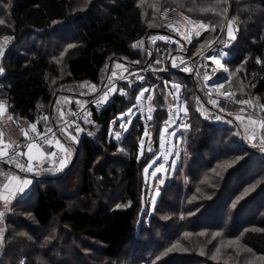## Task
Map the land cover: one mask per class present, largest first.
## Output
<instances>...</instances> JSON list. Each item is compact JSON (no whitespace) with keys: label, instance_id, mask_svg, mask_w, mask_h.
Masks as SVG:
<instances>
[{"label":"trees","instance_id":"1","mask_svg":"<svg viewBox=\"0 0 264 264\" xmlns=\"http://www.w3.org/2000/svg\"><path fill=\"white\" fill-rule=\"evenodd\" d=\"M0 1V21L3 26L0 29L5 30L7 26L13 35V43H20L21 46L17 50L13 44L6 45L7 52L0 60V68L4 70L0 74V97L9 103L12 114L29 122L26 123L27 127L32 123L40 128L58 123L55 107L60 97L81 96L88 101L102 91L118 59L124 60L132 69L146 64H150L153 69L143 83L117 85V91L110 95L107 106L100 111H93L91 136L73 131L80 135L83 148L81 158L76 157L70 167L51 178H43L44 183H36L33 189L36 199L32 204L22 201V198L13 203V208L16 206L17 209L30 211L36 224L26 223L25 227L28 226L32 231H42L41 227L54 222L52 235L42 232L52 238L46 240V250L63 247L64 240L54 235L63 230L78 238L82 236L89 244L98 247L106 259L112 260L118 258L126 244L137 236L147 205V202L143 203L146 189L144 170L154 157L150 155V148L152 144L156 145L154 141L158 143L163 118L168 114L164 107L166 98L163 87L166 82L176 80L180 85L185 83L186 88L181 89L185 102L190 98L187 102L189 113L185 129L188 139L181 144L192 141L205 167L211 168L219 159L237 161L241 154L238 153L240 148L234 149L227 140L234 133L236 139L232 144L245 146L247 155L252 160H259L255 175L259 176L264 186V153L251 145L252 141L244 136L234 118V109H239L241 99L250 98L255 106L250 112L257 115V126L264 129L260 127L258 118L264 116L263 28L255 18L240 16L238 23H241V28L231 46L227 47L228 55L224 59L231 69V76L226 84L231 93L222 111L220 105L212 103L215 100L203 89L197 75L172 70L169 56H173L174 52H166L169 56L166 54V60L162 62L161 55L165 52L166 44L161 41L154 43L151 38L156 33L170 32L165 13L162 12L163 6L157 10V15L153 17L154 24L151 25L145 16L148 2L141 5V0ZM220 1L224 3L225 0ZM258 1L264 7V0ZM202 3L208 7L199 15L202 20L209 25L215 22L214 18L219 20L215 30L210 25L208 30L202 32L197 43L187 49L189 53L195 52V45L211 44L216 39H220L219 45L226 43L225 23L221 26L222 17L219 12H215L216 0H203ZM150 31V37L147 38ZM55 37L58 44L51 48L49 44ZM89 83L95 84L91 93L88 92ZM143 88H149L147 94L152 89L157 91L154 103L158 108L153 121L147 125L139 113L125 131L120 126L123 122L118 116L133 103ZM64 102L69 113L82 104L70 100ZM45 117L48 119L45 120ZM146 127L149 134L144 136ZM63 133L67 136L72 134L71 131ZM62 137L65 138L63 134ZM141 138L144 141L142 149ZM243 160L250 162L246 157ZM2 164L3 170H19L6 162ZM243 167L244 163L235 166L220 183L227 185L225 188L231 186L233 182L230 181L234 179L227 183L229 174L231 176L236 172L234 175L239 177L247 172V168ZM213 175L218 177V174ZM209 188L215 190L214 197L220 195V189ZM110 199L115 200V203H109ZM211 200L208 199L207 203ZM92 206L96 210L92 208L91 211L89 207ZM195 211H192V216L198 214H194ZM153 213H149L145 222L150 221ZM17 221L18 214L14 213L5 222V250L0 255V264H35V259L28 254L32 251V241H24L18 233H14L16 230L13 225ZM255 221L259 228L247 229L242 236L243 244L257 254H264V216L260 215ZM201 256L202 259L207 258L205 254ZM85 261L92 260L82 259V262L87 263Z\"/></svg>","mask_w":264,"mask_h":264},{"label":"rangeland","instance_id":"2","mask_svg":"<svg viewBox=\"0 0 264 264\" xmlns=\"http://www.w3.org/2000/svg\"><path fill=\"white\" fill-rule=\"evenodd\" d=\"M202 1L141 0L140 4L145 5L148 2L145 8V16L147 22L151 25L154 24L153 17L157 15V10L161 6H163L162 12L165 15L171 11L177 13L167 20L174 21L170 26L178 24L182 27L183 40L181 44L176 45L177 50L187 52L195 63H198L203 56L205 82H202V84L208 88L209 94L215 102L219 103L223 111L230 100L229 94L231 91L226 83L230 80L231 69H229V65L224 59L228 54L221 56L218 52L220 39H216L215 42L207 45H195L194 47L197 48L194 49L195 52L193 53H189L187 50L197 43L202 32L208 30L210 25L211 29H215L219 20V18H214L213 21L215 22H211L210 25L202 20L199 16L200 13L208 9ZM1 2L0 8L2 7ZM215 5V12H219V16L223 20L221 26L225 23V42L236 37L237 31L241 28V23H238L240 16L245 15L247 19L248 17L255 18L258 25L263 28L262 38L264 41V7L258 0H225L224 3L216 0ZM220 6L221 9H218ZM201 9L203 10L201 11ZM195 10L197 11L194 12ZM229 23H231L232 37L228 35ZM201 24L204 27H201ZM0 27H3L1 21ZM12 39L13 35L7 29V26L5 30L0 29V47L4 49L3 56L8 49L6 45L13 44L17 50L21 48L20 43H13ZM52 41L49 45L54 48L58 44L57 37L53 38ZM3 56H0V60ZM213 58L219 59L221 63L219 65L214 63ZM117 61L119 63L124 60L118 59ZM3 72L4 70L0 74H3ZM227 79L228 81L223 83ZM173 85H178V87H173ZM218 85L223 86L217 87ZM114 88L117 91L118 86ZM94 89L95 84L89 83L88 92L91 93ZM144 89L148 90L149 88L141 89L133 103L118 116L119 118L123 115L122 122L126 128L130 127L133 118L139 113L142 114L147 125H150L153 121V115L158 108L154 103L157 91L152 89L149 94L144 92V97L138 101L137 97ZM181 89L182 85L176 80L166 82L165 87H163L166 98L164 107L167 109L168 114L163 118L158 143L154 141L156 145L152 144L150 148V155L154 157L151 158L152 160L146 167L147 172L144 170L146 189L143 194V203L147 202L146 209H144L146 213L142 215L139 233L134 240L126 244L118 258L106 259L98 247L89 244V241H86L82 236L78 238L73 233L63 230L54 233L55 236L64 240L62 241L63 247L48 251L46 250V240L51 237L42 232H48L52 235L54 222L41 227L42 231L38 229H36L38 232L32 231L28 226L25 227L26 223L36 224L30 216V211L17 209L16 206L13 208V203L21 197L22 201L32 204L36 199V193L33 191L36 183H44L43 178H51V176L70 167L76 157H82L83 148L79 140L80 135L74 132L72 135H64L65 138L61 137L58 140L63 148L57 143L54 144L53 148H50L47 142H31L37 146L30 153L26 148L20 156L21 162L25 166L23 171L13 168L3 170L4 165L0 163V166H2L0 171L1 169L2 172L5 171V175L0 172V190H2V193L4 191L8 192V189L3 187L5 183H8L9 187L11 186V180L7 179L10 175L21 176V173H23L34 174L37 177L25 186L23 193L18 191L15 195L8 197L6 194H0V196H6L11 201L6 210L4 208L5 201L0 200V212L5 213L4 217L0 218V255L5 250V222L9 215L17 213L18 223L15 222L16 225H13L14 230H16L14 233H18L24 241H32V251L28 254L35 259V264H264V254L255 253L248 245L243 244L242 238L247 229L259 228L255 219L260 215L261 217L264 216V186L261 184L259 176L255 175V166L259 160H252L247 155L245 146L232 144V141L236 139L234 133H232L227 140L234 149L235 147L240 148L238 153L241 152V154H239L237 161H234V159H219L213 167L206 168L199 152L196 154V148H193L191 144L192 141L181 144L182 141L188 139V132L185 130L186 127H178L177 117L182 110L187 111L188 116L189 107L187 102L190 100L189 95L187 102L181 100ZM221 91H224V93ZM148 97H151V99ZM109 98L110 96H107V101H109ZM59 100L61 104H59ZM59 100L55 107V114H57L59 122L64 121L66 115L69 114L68 106H66L64 100L87 102V99L81 96H65L60 97ZM244 106L246 105L241 103L238 110L234 109L235 124L241 129L245 137H249L252 141L251 145L258 147L264 153V129L259 128L257 123L250 122L248 117L256 121L257 115L248 111L249 109ZM242 108L244 111H241ZM129 109H131L130 113ZM61 112L64 113L63 119H61ZM148 116L152 117L151 121ZM237 116H241L243 119L237 120ZM26 123H29L26 119L10 112L9 103L2 98L0 102V138L6 151L9 152L11 143L18 139L27 138L25 132L29 134L31 127H27ZM169 133H174V135H169ZM72 136H75V140L72 139ZM251 137H254V139ZM150 142H152L151 139ZM57 151L60 152L59 156ZM48 153H55L56 155L50 156ZM29 157H31V171H27ZM245 157L246 160L250 159L248 160L250 162H245L243 160ZM243 163V168H247L248 173L243 172L239 177L234 175L236 172L231 176L230 173L227 183L231 179H234V181H230L233 184L225 188L227 185L220 183V181H223L224 175L232 171L235 166ZM160 165H164V168L153 176V171ZM213 174H218V177H214ZM245 176L247 177L243 180ZM158 177L159 179H157ZM168 179L172 180L169 181ZM176 185H178L177 189ZM209 187L220 189V195L214 197L216 192ZM13 188L14 186L11 187V191ZM157 188L158 192L156 191ZM206 199L212 200L207 203ZM217 199L219 200L216 204ZM110 202L115 203V200L110 199ZM220 205L224 207H220ZM89 208L91 211H93L92 208L96 210L94 206ZM193 210H196L194 214L198 213L196 216H192ZM152 211L154 213L150 221L145 222ZM40 233H42V236H39ZM200 250L205 252L207 258L202 259L201 255L204 254ZM192 255H196V257L193 258ZM82 259L92 261H85L87 263H84Z\"/></svg>","mask_w":264,"mask_h":264},{"label":"built area","instance_id":"3","mask_svg":"<svg viewBox=\"0 0 264 264\" xmlns=\"http://www.w3.org/2000/svg\"><path fill=\"white\" fill-rule=\"evenodd\" d=\"M174 15H176V12L171 11L169 14H167L165 16H166V19L168 20L171 17H173ZM168 27H169L170 32L160 35V36L165 37L166 39H164V40L158 39L156 41V42L161 41V42L166 44L165 52L161 55L162 62H164L166 60V54H167V57L169 56V54L166 52H170V51L174 52L173 56H169V59L172 60V64H173V59L175 58V63L178 66L177 67L172 66V70L182 72V73L195 74L198 76V78L202 84V82H205V79L203 77L204 76V68H205V65L203 62V56L198 63H195L193 58H191L187 52L179 50V49L178 50L175 49V46L178 44H181L182 40H183L182 39L183 38L182 27L178 24H174L172 26L169 25ZM232 42H233V40L229 39V40H227V42L225 44L218 46L219 47L218 52L221 56L228 52L227 47H230ZM185 67H187L189 69V71H184L183 69ZM152 71H153V69H152L150 64H146L145 66H140L138 68L132 69L128 65V63H126L125 61L119 62V63L117 61V64L114 66V69L111 73V76L107 80V84L102 91L97 93L95 96H93L87 102L78 105L77 108H75L69 114L66 115L64 121H61L59 123H55V124H53L49 127H45V128H40L38 125L35 124L36 125V132L34 133L32 130H30L27 138L18 139L14 143H11L9 145V154H11V152L14 149L17 152L22 153L26 149V145L28 143H31V142L44 143L45 141L43 140L42 136L38 137L35 141H33L31 139V137L36 135V133H42V134L47 135L48 140L51 141V145H54L56 143V141L62 137V134L65 135L63 132L71 131L73 134V131H76L75 129L77 127L80 129V131H77V132H79L81 135L91 136V135H89V133H91L90 125L94 123V117L92 115L93 111H95V110L100 111V110L104 109L108 104V101L106 98L103 101L100 100V97L103 95V93L105 91H108V89L110 87H115L120 83H143L146 80L148 74ZM140 77H142L143 79H140ZM227 81H228V79L225 80L223 83H225ZM181 85H182L183 89L186 88V87H184L185 83H182ZM202 86H203V89L208 92V88H206L203 84H202ZM221 92L224 93V91H221ZM111 94H112V92L108 91V96H110ZM180 94L184 98V101H185L184 91H181ZM1 100L2 99L0 97V102H1ZM242 101L250 102V103H242L243 105H246L244 107L248 108L249 111H253L255 109L254 102L252 100H250V98H244L240 102H242ZM218 105H219V103H218ZM239 105H241V103H239ZM86 118H87V121H90V122H86ZM258 118H259V124L261 125L260 122L264 121V116L263 117L259 116ZM65 122H68L69 126L66 127ZM177 122H178L179 128H185L187 126V111L182 110L180 115H178ZM48 129H51L52 131L48 132L47 131ZM61 129H63V131H61ZM0 147H3L1 138H0ZM59 153L60 152L57 151L58 156H59ZM20 156L21 155H18L15 158L16 163L21 164L20 163ZM7 160H8V157H4L3 159H0V163H4V161H7ZM16 163H8V164L13 165L14 167L20 169L19 167L16 166Z\"/></svg>","mask_w":264,"mask_h":264},{"label":"snow or ice","instance_id":"4","mask_svg":"<svg viewBox=\"0 0 264 264\" xmlns=\"http://www.w3.org/2000/svg\"><path fill=\"white\" fill-rule=\"evenodd\" d=\"M200 26H201V27H204L203 24H201ZM213 30H215V29H213ZM228 35H229V37H232L231 23H229V27H228ZM151 39H152V41L154 42L156 39L164 40V39H166V38L163 37V36H159V37H152ZM134 47H135V45H134ZM3 54H4V49H3L2 47H0V56H3ZM213 59H214V63H216V64H218V65L221 63V61H220L219 59H215V58H213ZM258 62H259V61H258ZM157 63H159V61H157ZM172 66H173V67H177V66H178V65L175 63V58L173 59V64H172ZM183 70H184V71H189V69H188L187 67H185ZM2 71H3V69L0 68V72H2ZM140 79H143V78L140 77ZM222 86H223V85H218L217 87H222ZM173 87H178V85H173ZM108 91L115 92L116 89H115L114 87H110V88L108 89ZM108 91H105V92L103 93V95L100 97V100H101V101H103L105 98H107V96H108ZM147 91H148L147 89L142 90L141 93H140V95L137 97V100L139 101L140 99H142V98L144 97V92H147ZM148 98L151 99V97H148ZM212 103L215 104V101H212ZM240 103H250V102L242 101V102H240ZM241 111H244V109L242 108ZM130 112H131V109H129V113H130ZM185 114H186V113H185ZM63 115H64V113L61 112V119H63ZM9 119H11V117H9ZM44 119L47 120L48 118L45 117ZM118 119L123 120V115H122L121 117H119ZM148 119L151 120L152 117H151V116H148ZM216 119H220V117H216ZM236 119H237V120H239V119H243V117H241V116H237ZM248 119L250 120L251 123H253V124L256 123V121L253 120L251 117H248ZM86 122H90V121H87V118H86ZM260 123H261V127L264 128V121H261ZM65 124H66V127L69 126L68 122H65ZM120 126H121V128H123L125 131L127 130V128L125 127V124H121ZM31 130H32L34 133L36 132V125H35V124H32V125H31ZM75 130H76V131H80V129H79L78 127H77ZM47 131H48V132H51L52 130H51V129H48ZM61 131H63V129H61ZM27 135H28V133L25 132V136H26V137H27ZM89 135H91V133H89ZM118 135H119V134H117V136H118ZM147 135H148V132H147V127H146V128H145V132H144V136H147ZM169 135H174V133H169ZM40 136L43 137V140H44L45 142L49 143V146L51 145V142L48 141V137H47V135L42 134V133H36V135L33 136V137H31V139H32L33 141H35V140H36L38 137H40ZM251 138L254 139V137H251ZM72 139L75 140V136H72ZM56 143H57L61 148H63V145H60L58 140L56 141ZM143 143H144L143 138H141V141H140L141 149L143 148ZM36 146H37V145H36L35 143H28V144L26 145L27 151L30 153V152L33 150V148L36 147ZM18 155H21V153L15 151V149L11 152V154H9V152L6 151L3 147H0V159H3L4 157H8V160H7V161H4V162H6V163H16V159H15V158H16ZM48 155H50V156H54V155H56V154H55V153H48ZM173 163H174V162H173ZM28 164H29V167L27 168V171H31V170H32V169H31V166H30V165H31V157H29ZM16 166L19 167L22 171L25 170V166L22 165V164L16 163ZM163 168H164V165H160L158 168H156V169L153 171L152 175L155 176V175H156V172H160ZM147 170H148V169L146 168V169H145V172H147ZM7 179H9V180H17V181H19V180H20V177H19V176H15V175H10V176L7 177ZM157 179H159V177H158ZM30 183H31L30 180H26V179H25V180H22V182H21V185H22V186L19 187L18 191H19L20 193H23V192H24V187H23V186H24V185H28V184H30ZM3 187H4V189H8V188H9V184H8V183H5V184L3 185ZM156 191L158 192V188L156 189ZM21 198H22V197H21ZM0 200L5 201V203H4V208L7 210L9 204L11 203V201H9L8 198H7L6 196H0ZM4 215H5L4 212H0V218H3ZM21 235H23V234H21Z\"/></svg>","mask_w":264,"mask_h":264},{"label":"crops","instance_id":"5","mask_svg":"<svg viewBox=\"0 0 264 264\" xmlns=\"http://www.w3.org/2000/svg\"><path fill=\"white\" fill-rule=\"evenodd\" d=\"M162 33H156V34H154L153 35V37H159L160 35H161ZM158 39H156L155 41H154V43L157 41ZM30 127H31V125H30ZM53 146L54 145H50L49 147L51 148H53ZM22 161V159H20V163L23 165V163L21 162ZM0 167H2V166H0ZM1 174H3V175H5V171L4 172H2V169H1ZM14 175V174H13ZM15 176H19L20 177V180L19 181H17V180H11V186L8 188V192H6V191H4L3 193H2V190H0V194L2 193V194H6L7 195V197L8 196H12V195H15L17 192H18V189H19V187L20 186H22L21 185V182H22V180H30V181H32V179H35V175L34 174H32V175H30V174H23V173H21V176L20 175H15ZM6 177H7V175H6ZM29 185V184H28ZM14 186V188H13V190L11 191V187H13ZM25 186L26 185H24L23 187L25 188Z\"/></svg>","mask_w":264,"mask_h":264},{"label":"bare ground","instance_id":"6","mask_svg":"<svg viewBox=\"0 0 264 264\" xmlns=\"http://www.w3.org/2000/svg\"><path fill=\"white\" fill-rule=\"evenodd\" d=\"M173 22H174L173 20H169V21H167V25L169 26V25H171Z\"/></svg>","mask_w":264,"mask_h":264},{"label":"water","instance_id":"7","mask_svg":"<svg viewBox=\"0 0 264 264\" xmlns=\"http://www.w3.org/2000/svg\"><path fill=\"white\" fill-rule=\"evenodd\" d=\"M150 34H151V31L148 33V35H147V38H149V37H150Z\"/></svg>","mask_w":264,"mask_h":264}]
</instances>
